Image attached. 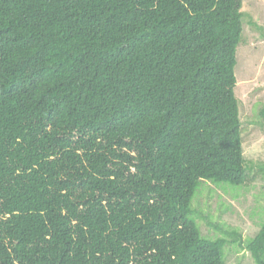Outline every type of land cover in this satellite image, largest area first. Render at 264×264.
I'll use <instances>...</instances> for the list:
<instances>
[{
  "label": "trees",
  "instance_id": "16d2710c",
  "mask_svg": "<svg viewBox=\"0 0 264 264\" xmlns=\"http://www.w3.org/2000/svg\"><path fill=\"white\" fill-rule=\"evenodd\" d=\"M242 1L0 0V264H264L193 204L247 177Z\"/></svg>",
  "mask_w": 264,
  "mask_h": 264
},
{
  "label": "rangeland",
  "instance_id": "374dc122",
  "mask_svg": "<svg viewBox=\"0 0 264 264\" xmlns=\"http://www.w3.org/2000/svg\"><path fill=\"white\" fill-rule=\"evenodd\" d=\"M241 11L234 92L239 100L247 177L237 186L202 181L193 204L198 208L196 221L203 234L225 236L231 227L237 228L244 239L253 236L264 219V0H243ZM224 264L255 262L242 242L225 247Z\"/></svg>",
  "mask_w": 264,
  "mask_h": 264
}]
</instances>
